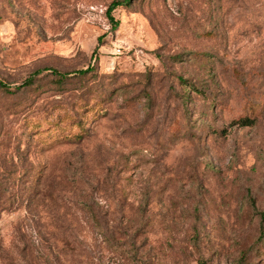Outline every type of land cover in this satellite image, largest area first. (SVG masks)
<instances>
[{"label":"rangeland","instance_id":"rangeland-1","mask_svg":"<svg viewBox=\"0 0 264 264\" xmlns=\"http://www.w3.org/2000/svg\"><path fill=\"white\" fill-rule=\"evenodd\" d=\"M0 82V264H264V0H0Z\"/></svg>","mask_w":264,"mask_h":264},{"label":"trees","instance_id":"trees-1","mask_svg":"<svg viewBox=\"0 0 264 264\" xmlns=\"http://www.w3.org/2000/svg\"><path fill=\"white\" fill-rule=\"evenodd\" d=\"M124 3V1H112L109 5H108V7H107V9H106V16H107V18H108V20H109V22L113 25V27H116L117 25H118V21L113 17V15H112V10L115 8V7H117V6H119V5H121V4H123ZM47 70V69H46ZM91 70V67L90 66H88L86 69H80V70H76V71H72V72H66L65 74H63L62 76L61 75H59V77L62 79V77L63 76H67V75H69L70 73H72V74H85V73H87V72H89ZM53 71V70H52ZM30 80H28V81H26V82H24L22 85H29L30 84ZM0 86L1 87H5L6 85L4 84V83H1L0 82ZM80 137V136H79ZM202 264V263H201Z\"/></svg>","mask_w":264,"mask_h":264}]
</instances>
